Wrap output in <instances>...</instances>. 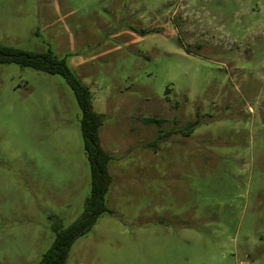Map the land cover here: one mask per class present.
<instances>
[{"label":"rangeland","instance_id":"1","mask_svg":"<svg viewBox=\"0 0 264 264\" xmlns=\"http://www.w3.org/2000/svg\"><path fill=\"white\" fill-rule=\"evenodd\" d=\"M0 44L64 58L103 116L108 210L67 264H264V0H0ZM81 117L64 75L0 63V264L83 212Z\"/></svg>","mask_w":264,"mask_h":264},{"label":"trees","instance_id":"2","mask_svg":"<svg viewBox=\"0 0 264 264\" xmlns=\"http://www.w3.org/2000/svg\"><path fill=\"white\" fill-rule=\"evenodd\" d=\"M8 62H16L49 73H61L72 86L82 110L80 123L85 154L91 169V191L85 199L83 212L71 224L65 227L58 224L54 226L56 231L54 241L43 253L39 262V264H67L73 242L88 232L98 216L108 210L105 196L112 181L109 170L111 155L103 147L100 139L103 116L93 107L90 88L73 73L64 58H59L51 50L35 52L0 44V63ZM148 121L160 123L162 120L152 117L148 118ZM194 125L195 122H192L190 126Z\"/></svg>","mask_w":264,"mask_h":264}]
</instances>
